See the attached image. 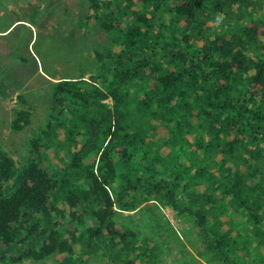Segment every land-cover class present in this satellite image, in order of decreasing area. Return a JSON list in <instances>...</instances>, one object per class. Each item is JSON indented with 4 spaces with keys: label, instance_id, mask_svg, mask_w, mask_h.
Segmentation results:
<instances>
[{
    "label": "trees",
    "instance_id": "16d2710c",
    "mask_svg": "<svg viewBox=\"0 0 264 264\" xmlns=\"http://www.w3.org/2000/svg\"><path fill=\"white\" fill-rule=\"evenodd\" d=\"M86 1L85 26L111 43L87 79L52 83L21 173L0 149V261L84 264L102 244L122 264H163L124 217L170 227L158 200L213 261L264 264V0ZM29 123L20 110L12 127Z\"/></svg>",
    "mask_w": 264,
    "mask_h": 264
},
{
    "label": "rangeland",
    "instance_id": "374dc122",
    "mask_svg": "<svg viewBox=\"0 0 264 264\" xmlns=\"http://www.w3.org/2000/svg\"><path fill=\"white\" fill-rule=\"evenodd\" d=\"M87 13L86 0H0V149L15 160L19 173L29 158V139L46 122L52 83L80 76L87 79L97 65L93 51L111 43V35L98 26H85ZM20 110L30 113V123L15 131L12 123ZM64 153L63 149L50 153L49 158L58 155L50 162L51 169L62 167ZM19 173L12 186L21 179ZM11 189L4 191L5 196ZM161 204L157 200L170 224L165 229L146 213L124 212V217L128 223V218L139 223L143 234L159 243L163 264H219L201 234L190 233L174 211ZM108 253L101 244L84 264H122L107 258ZM60 259L53 255L42 261L5 259L0 264H64Z\"/></svg>",
    "mask_w": 264,
    "mask_h": 264
}]
</instances>
